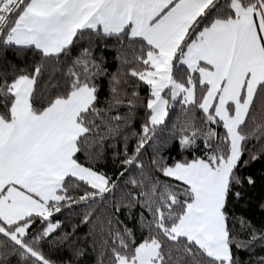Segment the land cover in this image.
<instances>
[{
    "label": "snow or ice",
    "instance_id": "1",
    "mask_svg": "<svg viewBox=\"0 0 264 264\" xmlns=\"http://www.w3.org/2000/svg\"><path fill=\"white\" fill-rule=\"evenodd\" d=\"M257 163L264 0H0V264H79L81 225L96 264H264Z\"/></svg>",
    "mask_w": 264,
    "mask_h": 264
},
{
    "label": "trees",
    "instance_id": "2",
    "mask_svg": "<svg viewBox=\"0 0 264 264\" xmlns=\"http://www.w3.org/2000/svg\"><path fill=\"white\" fill-rule=\"evenodd\" d=\"M110 67L109 71L116 70V63L112 61V54H109ZM145 94V90H141V95ZM103 95V94H102ZM143 113H140L142 117ZM198 115V113H197ZM184 121V113L181 110V105L177 104L170 113V117L167 122V126L163 133V137H171L175 133H178L181 124ZM175 126V127H174ZM169 145H173L174 141L168 140ZM172 156L177 157V153L174 148H172ZM83 156L81 160H83ZM103 171L115 176V174L120 170L118 163H114L112 159V150L109 149L106 153L105 159L101 160L98 165H96ZM252 174L256 180V184L252 187H247L245 190L244 201H242L234 211L236 214L247 216L253 224L259 226L264 224V210H261L259 205L264 203V166L257 163L255 167L251 170ZM83 208H75L71 211L65 210L63 214L59 215L57 218L64 222L63 229H69L73 224H77L83 215ZM123 219V216H121ZM76 236L80 241V247L85 249L87 255L79 258V264H96V252L92 250L93 237L89 232L88 225H81L76 232ZM43 251L49 256L55 264H68L69 259L75 260L76 258L72 256V253L66 251L63 247L57 251L54 247L48 244H43ZM257 254L264 255V252H260L257 249ZM245 260L248 258L245 256ZM15 264V261H14Z\"/></svg>",
    "mask_w": 264,
    "mask_h": 264
}]
</instances>
